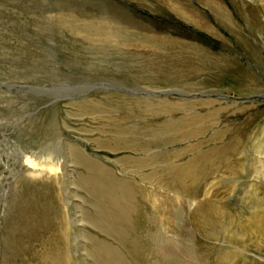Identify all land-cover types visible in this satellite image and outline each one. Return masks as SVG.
Instances as JSON below:
<instances>
[{
    "label": "rangeland",
    "instance_id": "374dc122",
    "mask_svg": "<svg viewBox=\"0 0 264 264\" xmlns=\"http://www.w3.org/2000/svg\"><path fill=\"white\" fill-rule=\"evenodd\" d=\"M64 1L0 0V264H264V0H219L233 29L202 0H179L216 34L159 0ZM102 7L143 27L99 25ZM128 31L135 35L124 43ZM147 35L161 40L152 45ZM137 99L190 103L171 118L180 126L199 115L206 131L188 139L190 126L179 127V142L148 151L101 145L118 121L139 139L164 124L163 115L124 105ZM214 108L220 114L208 124ZM217 132L222 144L235 136L244 145L202 183L184 193L144 180L156 164L142 160L177 149L184 164L220 145ZM76 151L97 163L95 175ZM229 164H240L238 177ZM101 171L134 194L118 228L86 185Z\"/></svg>",
    "mask_w": 264,
    "mask_h": 264
},
{
    "label": "bare ground",
    "instance_id": "6f19581e",
    "mask_svg": "<svg viewBox=\"0 0 264 264\" xmlns=\"http://www.w3.org/2000/svg\"><path fill=\"white\" fill-rule=\"evenodd\" d=\"M60 1L65 5L64 0H60ZM132 1H135L137 3L143 2V0H132ZM159 1L164 6H166V8L163 9L171 10L179 18L192 23L197 28L206 30L212 34H216L215 29H213L212 26H210V24L205 22L201 17V15H198L199 13H197L192 8L186 6V4L184 5L179 0H159ZM202 1L205 4L209 5L214 10V12L216 13V15L214 16L215 17L217 16V18L220 21L226 23V27L228 29H233L235 27L234 23L231 21L233 19L231 18H230L231 20L229 19L228 13L225 12L223 5L220 4L219 0H202ZM61 9L65 11L66 9L69 8H61ZM102 11L104 12L103 14H106L107 16L102 19H98L99 25L100 24L105 26L114 25V27L117 30H120L122 26H124V28L125 27L127 28V26L128 27L140 26V23L135 20L136 17L132 18L129 15L124 14L114 8H111L110 11H108L107 8L102 7ZM92 27L90 29L86 28V30L89 31L92 29ZM114 27H112V29ZM117 32L120 34L119 31ZM127 33L128 35L124 39V43H126L129 40L128 39L129 37L133 38L135 35L134 33H129V31ZM146 38L148 43H151L152 45L159 43V41L161 40L157 37L154 36L150 37L148 35ZM162 44L173 46L180 49H188V44L182 41L180 42L175 40L172 41V40L164 39ZM257 60L259 61L260 59L258 58ZM153 67L154 65L152 64L149 66V68H153ZM156 100L157 99H137L136 101H126V103L124 104L127 107H129L131 110L134 109L135 111H144V113L147 115L149 114H152L151 116L163 115L164 117H167V120L164 122V124L159 126L156 132L148 130L149 134L148 135L144 134L143 138L139 139L138 137H135L134 134L128 131H124L118 121L116 123H113L111 126H109L112 136H110L107 141L101 142L100 144L111 150H116L118 148L127 147L129 143H131L133 149H140V147L142 146L146 149V151H148L151 150L153 146L159 147L162 145L164 146L166 144L169 145L179 142V127L182 129V127L184 128L185 126L188 125L190 126L185 129L186 133L183 135L184 138H188V139L195 138V136H201L206 131V127L200 125V122H202V118H199V115L197 116L195 115L189 121L185 120L183 124L180 126L178 125V122L175 120L174 117L171 118L173 115H175L174 113L178 112V109H180V111L186 110L187 112H189L191 108L190 103L183 102L181 104L182 106L180 105L178 107L177 103L175 104L172 101H165V100L156 101ZM203 103H211V102L204 101ZM136 105L139 106L136 107ZM210 111L211 112H209L208 115L203 119L204 121H208V124L212 119L216 120L217 116L220 114L221 109L219 110L217 108H214V110H210ZM194 128L198 130L194 132L191 131ZM170 131L177 134L167 139L161 138L163 133ZM223 135L224 133L221 134V132L215 133L213 139L217 140L220 145L217 146L213 145L214 146L213 148L211 147L207 149L206 151H204V153L196 152L197 155L194 157L191 156L192 158H190L184 164H180V162L178 161V159H180V154L182 153H180V150L177 149L174 151V153L165 152V153H158L157 155L154 156L149 155L151 156L149 159L142 160L141 162H139V164L143 166H146L148 164H156V167L154 168L156 173L155 174L146 173L144 175V180H152V178H156L158 182L165 180L170 186L177 187L184 193L187 192L188 189H191L190 188L192 187L191 185L197 183L198 180L200 181L201 179H204V177L219 171L220 169H222L224 166L227 165L228 161H230L231 159H235V157L239 154V150L243 147L244 143L238 141V139L235 136L233 137L231 136L227 142H223L222 144L220 143L221 141L219 140V138L222 139ZM73 157L74 159L79 161L87 171H90L93 174L94 171L98 168L97 163L83 157L78 151L74 152ZM174 158L175 160L171 161ZM63 159H64V163L69 162V158H66L65 156L63 157ZM27 163L29 164V166L34 165L33 160H30V158L27 159ZM239 167L240 164H236V165L229 164L227 168L229 169V172L232 175H236L238 177V175H240L241 173ZM105 176H106L105 173L101 171L100 175L94 179L96 183L90 181V182H86V185L91 187L96 186L98 192L102 196L101 200L107 204V207L105 208L103 213L109 219L110 224H112L114 228L115 226L118 228L117 216L119 211H121L124 205L129 204L130 202L133 204L135 198L133 197L134 194L132 190L129 188L127 184L125 183L121 184L118 181V179H111ZM188 183H190V185H188ZM135 208L136 206L132 207V210H135ZM211 223H212L211 220H205L204 227L207 226L209 227ZM134 248H136V245H134Z\"/></svg>",
    "mask_w": 264,
    "mask_h": 264
}]
</instances>
